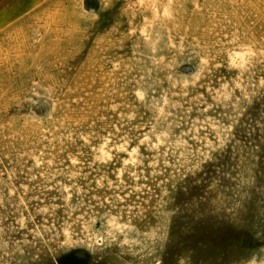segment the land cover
<instances>
[{
	"label": "rangeland",
	"instance_id": "obj_1",
	"mask_svg": "<svg viewBox=\"0 0 264 264\" xmlns=\"http://www.w3.org/2000/svg\"><path fill=\"white\" fill-rule=\"evenodd\" d=\"M0 28V264H264V0H35Z\"/></svg>",
	"mask_w": 264,
	"mask_h": 264
},
{
	"label": "crops",
	"instance_id": "obj_2",
	"mask_svg": "<svg viewBox=\"0 0 264 264\" xmlns=\"http://www.w3.org/2000/svg\"><path fill=\"white\" fill-rule=\"evenodd\" d=\"M34 1L35 0H0V24L3 18L7 20L18 18L19 12L25 14L31 11L34 7Z\"/></svg>",
	"mask_w": 264,
	"mask_h": 264
},
{
	"label": "trees",
	"instance_id": "obj_3",
	"mask_svg": "<svg viewBox=\"0 0 264 264\" xmlns=\"http://www.w3.org/2000/svg\"><path fill=\"white\" fill-rule=\"evenodd\" d=\"M259 109L261 111L264 108V94L253 103L252 109Z\"/></svg>",
	"mask_w": 264,
	"mask_h": 264
}]
</instances>
